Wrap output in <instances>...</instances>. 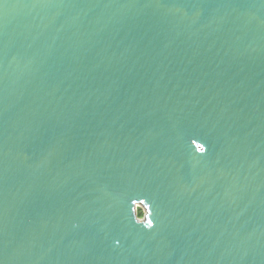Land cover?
Segmentation results:
<instances>
[{
    "label": "water",
    "instance_id": "95a60500",
    "mask_svg": "<svg viewBox=\"0 0 264 264\" xmlns=\"http://www.w3.org/2000/svg\"><path fill=\"white\" fill-rule=\"evenodd\" d=\"M0 264H264V0H0Z\"/></svg>",
    "mask_w": 264,
    "mask_h": 264
},
{
    "label": "trees",
    "instance_id": "16d2710c",
    "mask_svg": "<svg viewBox=\"0 0 264 264\" xmlns=\"http://www.w3.org/2000/svg\"><path fill=\"white\" fill-rule=\"evenodd\" d=\"M143 216H144L143 212L142 211H138V217L139 218H143Z\"/></svg>",
    "mask_w": 264,
    "mask_h": 264
},
{
    "label": "rangeland",
    "instance_id": "374dc122",
    "mask_svg": "<svg viewBox=\"0 0 264 264\" xmlns=\"http://www.w3.org/2000/svg\"><path fill=\"white\" fill-rule=\"evenodd\" d=\"M137 210H138V211H142V212H143V214L145 213V212H144V208H143V207H141V206H138Z\"/></svg>",
    "mask_w": 264,
    "mask_h": 264
},
{
    "label": "flooded vegetation",
    "instance_id": "af4514ba",
    "mask_svg": "<svg viewBox=\"0 0 264 264\" xmlns=\"http://www.w3.org/2000/svg\"><path fill=\"white\" fill-rule=\"evenodd\" d=\"M144 217V216H143Z\"/></svg>",
    "mask_w": 264,
    "mask_h": 264
}]
</instances>
